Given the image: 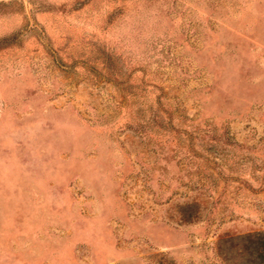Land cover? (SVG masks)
I'll list each match as a JSON object with an SVG mask.
<instances>
[{
    "label": "rangeland",
    "instance_id": "1",
    "mask_svg": "<svg viewBox=\"0 0 264 264\" xmlns=\"http://www.w3.org/2000/svg\"><path fill=\"white\" fill-rule=\"evenodd\" d=\"M255 231L264 0H0V264H231Z\"/></svg>",
    "mask_w": 264,
    "mask_h": 264
},
{
    "label": "trees",
    "instance_id": "2",
    "mask_svg": "<svg viewBox=\"0 0 264 264\" xmlns=\"http://www.w3.org/2000/svg\"><path fill=\"white\" fill-rule=\"evenodd\" d=\"M181 216L185 220L195 218V210L189 207L181 211ZM230 238L237 242L231 252V264H264V232H247Z\"/></svg>",
    "mask_w": 264,
    "mask_h": 264
}]
</instances>
